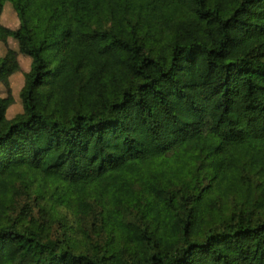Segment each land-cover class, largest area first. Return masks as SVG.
Instances as JSON below:
<instances>
[{
    "label": "trees",
    "instance_id": "16d2710c",
    "mask_svg": "<svg viewBox=\"0 0 264 264\" xmlns=\"http://www.w3.org/2000/svg\"><path fill=\"white\" fill-rule=\"evenodd\" d=\"M0 45V264H264V0H0Z\"/></svg>",
    "mask_w": 264,
    "mask_h": 264
},
{
    "label": "rangeland",
    "instance_id": "374dc122",
    "mask_svg": "<svg viewBox=\"0 0 264 264\" xmlns=\"http://www.w3.org/2000/svg\"><path fill=\"white\" fill-rule=\"evenodd\" d=\"M1 19H2L3 24L9 26L12 29L16 28L18 21L16 20L15 13H14V11H13V9L9 3L5 4L4 13H3ZM21 68H22V72H23V70L24 71L27 70L29 68V61L26 59H22L21 60ZM19 76H21L20 73L14 75L13 78H9L10 79L9 84H10L11 90L14 91V93L16 95V102L10 108V112H9L10 116L15 115L20 110V105H19V100L17 99V95L19 93L21 84L23 82V78H18ZM5 92H6L5 87L0 84V95H5Z\"/></svg>",
    "mask_w": 264,
    "mask_h": 264
},
{
    "label": "crops",
    "instance_id": "0c3cea01",
    "mask_svg": "<svg viewBox=\"0 0 264 264\" xmlns=\"http://www.w3.org/2000/svg\"><path fill=\"white\" fill-rule=\"evenodd\" d=\"M1 21H2V19H1ZM2 49H1V45H0V51H1ZM2 53V52H1Z\"/></svg>",
    "mask_w": 264,
    "mask_h": 264
}]
</instances>
